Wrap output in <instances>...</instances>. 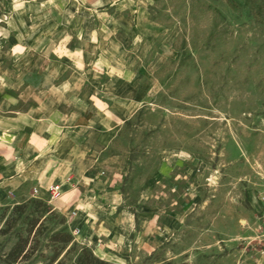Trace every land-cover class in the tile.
<instances>
[{"label":"rangeland","instance_id":"obj_1","mask_svg":"<svg viewBox=\"0 0 264 264\" xmlns=\"http://www.w3.org/2000/svg\"><path fill=\"white\" fill-rule=\"evenodd\" d=\"M157 1L15 4L28 65L40 56V71L60 73L45 88L74 72L75 94L61 88L57 104L111 139L93 156L76 132L67 168L125 172L121 200L89 197L75 210L88 223L65 215L78 243L114 263L243 264L264 248V23L226 0H175L156 13L169 30L151 20Z\"/></svg>","mask_w":264,"mask_h":264},{"label":"crops","instance_id":"obj_2","mask_svg":"<svg viewBox=\"0 0 264 264\" xmlns=\"http://www.w3.org/2000/svg\"><path fill=\"white\" fill-rule=\"evenodd\" d=\"M18 1L28 0H0V206L39 197L67 215L69 210L76 212L95 195L104 201L115 199L116 203L122 199L119 186L123 182L120 171L125 174L124 169L119 170V174L101 175L100 171L80 172L78 168L71 171L67 168L69 161L75 160L76 132L83 134L85 143L94 149L93 156L101 155L111 139L105 125L94 124L92 120L78 122L75 109L68 110L65 104H57L56 97H59L61 88L64 87L65 96L75 94L76 89L72 87L76 78L74 72L53 84L55 88H45L47 77L56 80L60 73L40 71V56L31 62L32 66L28 65V27L20 18L24 15L28 19V13L21 6L15 8ZM13 15L19 16L18 22L12 21ZM13 82L18 88L11 86ZM65 85L68 86L65 88ZM28 94L32 98L25 100L23 96ZM108 109L115 110L113 104ZM56 183L61 184L62 194L53 199L49 187ZM259 209L264 215L262 202ZM76 215L80 216L81 219L77 220L82 224L91 220L87 218L89 213L86 210L76 212ZM69 225L71 228L70 222ZM251 259L243 264H264V248Z\"/></svg>","mask_w":264,"mask_h":264},{"label":"trees","instance_id":"obj_3","mask_svg":"<svg viewBox=\"0 0 264 264\" xmlns=\"http://www.w3.org/2000/svg\"><path fill=\"white\" fill-rule=\"evenodd\" d=\"M168 2L175 0H158L151 6L150 16L152 21L171 30V24L163 23L162 17L156 14L158 7ZM226 2L233 9L247 12L256 23H264V0ZM165 16L170 15L166 13ZM157 52L160 51L153 50V54ZM133 212L137 218V213ZM0 236L6 238V241L0 242V264H121L102 258L91 247L78 243L68 217L56 210L49 201L39 197L0 206ZM8 240L13 242L6 249ZM72 254L74 258L70 259ZM159 264L188 263L164 260Z\"/></svg>","mask_w":264,"mask_h":264},{"label":"built area","instance_id":"obj_4","mask_svg":"<svg viewBox=\"0 0 264 264\" xmlns=\"http://www.w3.org/2000/svg\"><path fill=\"white\" fill-rule=\"evenodd\" d=\"M50 190H51V196L53 199H58L61 197L62 187L60 183H56L53 186H51ZM260 199H261V202L264 204V191L261 193ZM263 236H264V233H263Z\"/></svg>","mask_w":264,"mask_h":264}]
</instances>
